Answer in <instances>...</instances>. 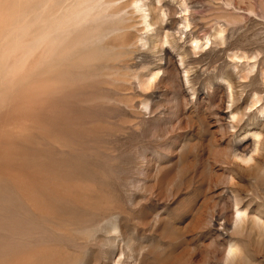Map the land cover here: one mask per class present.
<instances>
[{
    "label": "rangeland",
    "instance_id": "1",
    "mask_svg": "<svg viewBox=\"0 0 264 264\" xmlns=\"http://www.w3.org/2000/svg\"><path fill=\"white\" fill-rule=\"evenodd\" d=\"M257 137L264 0H0V264H264Z\"/></svg>",
    "mask_w": 264,
    "mask_h": 264
},
{
    "label": "bare ground",
    "instance_id": "2",
    "mask_svg": "<svg viewBox=\"0 0 264 264\" xmlns=\"http://www.w3.org/2000/svg\"><path fill=\"white\" fill-rule=\"evenodd\" d=\"M244 152L243 156L235 161V169L239 177L255 179L264 187V137H258L252 143H248ZM243 204L242 199L236 198V207L233 214H229L228 223L232 227L234 234L247 235L250 241L259 242L264 247V218L257 214H252L251 210L245 208L246 206L244 207ZM237 213H242L243 215L238 216ZM230 248L239 249V253L230 260L227 259L226 255L227 262L238 263L242 261L244 250L241 246L236 244Z\"/></svg>",
    "mask_w": 264,
    "mask_h": 264
},
{
    "label": "clouds",
    "instance_id": "3",
    "mask_svg": "<svg viewBox=\"0 0 264 264\" xmlns=\"http://www.w3.org/2000/svg\"><path fill=\"white\" fill-rule=\"evenodd\" d=\"M258 139V137H257ZM237 215H243L242 213H237ZM239 253V249L237 248H229L228 252H227V259L230 260L232 259L235 255H237ZM226 264H227V260H226Z\"/></svg>",
    "mask_w": 264,
    "mask_h": 264
}]
</instances>
